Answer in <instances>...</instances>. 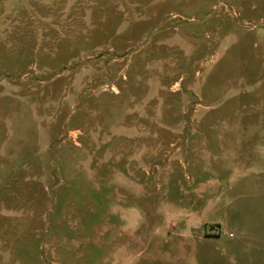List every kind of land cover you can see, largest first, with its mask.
Masks as SVG:
<instances>
[{
	"label": "rangeland",
	"instance_id": "374dc122",
	"mask_svg": "<svg viewBox=\"0 0 264 264\" xmlns=\"http://www.w3.org/2000/svg\"><path fill=\"white\" fill-rule=\"evenodd\" d=\"M0 264H264V0H0Z\"/></svg>",
	"mask_w": 264,
	"mask_h": 264
}]
</instances>
